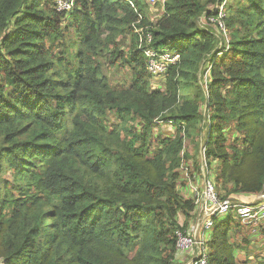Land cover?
Masks as SVG:
<instances>
[{
	"label": "trees",
	"instance_id": "obj_1",
	"mask_svg": "<svg viewBox=\"0 0 264 264\" xmlns=\"http://www.w3.org/2000/svg\"><path fill=\"white\" fill-rule=\"evenodd\" d=\"M131 1L82 0L66 16L53 0H0L5 264H175L178 220L195 209L178 192L189 159L183 144L204 121L203 107L202 149L210 169L217 162L219 195L264 189V0L226 4L229 38L219 22L218 32L197 25L218 18L223 0H166L157 21L147 11L160 4ZM135 27L148 29L155 49L181 57L161 76L163 90L152 86ZM70 42L75 56L65 65ZM100 57L129 65L130 83L112 86ZM203 63L207 94L198 85ZM159 122L175 123V137L155 136ZM256 228L217 222L210 264H239L236 236L249 244Z\"/></svg>",
	"mask_w": 264,
	"mask_h": 264
},
{
	"label": "built area",
	"instance_id": "obj_2",
	"mask_svg": "<svg viewBox=\"0 0 264 264\" xmlns=\"http://www.w3.org/2000/svg\"><path fill=\"white\" fill-rule=\"evenodd\" d=\"M55 10L61 14H70L76 10L82 0H53ZM129 4L134 7L131 0ZM149 5L160 4L157 8L162 15L165 14L166 0H145ZM229 0H223L220 5L214 9L218 11V18L210 17L209 23L219 22V30L226 37V29L220 19L224 16L225 6ZM152 20L157 21L161 16L155 15ZM204 18L202 16L200 20ZM207 21V22H208ZM140 36L139 50L147 59V69L153 77L164 76L171 66L180 61V55L166 49H155L152 46L153 36L148 29L135 27ZM153 77V78H155ZM163 122H159L162 124ZM170 124H173L170 122ZM183 158V155H182ZM184 159V158H183ZM194 164L182 160L180 171L185 181V190L188 193L195 209L191 212L190 218L181 215L179 218V228L175 230V242L177 264L187 261L184 264H210L209 242L214 233L217 222L224 221L229 217L240 221L245 226L261 227L264 225V189L257 195H240L235 198H222L215 182L213 171L207 165L206 150L203 148L200 152V170L193 171ZM186 224V226H185ZM180 259V261H179ZM0 264H5L0 259Z\"/></svg>",
	"mask_w": 264,
	"mask_h": 264
},
{
	"label": "rangeland",
	"instance_id": "obj_3",
	"mask_svg": "<svg viewBox=\"0 0 264 264\" xmlns=\"http://www.w3.org/2000/svg\"><path fill=\"white\" fill-rule=\"evenodd\" d=\"M231 1V0H229ZM228 1V3H229ZM232 1H236L235 3H237V0H232ZM231 1V2H232ZM45 3H43L42 5H44ZM41 5V6H42ZM234 6L232 10L235 11L237 9V7L235 6V4H233ZM150 10H148V14L150 17H153L150 12ZM153 14L155 15H160L162 16V14L158 11H151ZM66 16H68L69 14H64ZM67 22V19L65 20ZM65 23V22H64ZM198 27L201 29H206V28H210L211 30L215 29L218 32L217 26L216 24L213 23H208L204 18H202V20H199L198 22ZM219 35H221V32H218ZM230 34H227L226 38H229ZM225 37V36H224ZM130 38L128 36L125 37V39L119 40L118 44L119 46H122V48L126 47L129 44ZM65 56H66V64L68 63H72L71 60L74 59L75 56V49L73 47V43L70 42L67 45V49L65 51ZM99 60L102 62L103 64V73L105 78L110 82V84L112 86H117V85H128L131 81L132 75H131V69L129 67V65H125V66H121V68H119V66H115V67H110L108 62H105L103 57H100ZM73 64V63H72ZM206 67V64H201L198 76H199V82L198 85L202 87L204 94H207V84L206 82L208 81V73L206 75L203 74L204 69ZM66 69V68H64ZM155 77V76H153ZM152 82V86L156 87L157 89L163 90L164 88V79L159 76V77H155L154 79H150ZM193 86L191 85V87L188 89V91L186 92V94H190L191 92H193ZM202 113L204 116V121L201 124H198L197 127L193 128L190 130V134L189 136H187V138H185L184 140V151L187 155H189V159L187 161V163H189L190 161L193 162L194 167H193V171H196V165L198 166V168H200V150L202 149V147H204V142H205V136L206 134V129H205V125H208L209 120L208 118H206L208 116V113L206 112L205 108L203 107L202 109ZM175 123L173 124H169V123H165L163 122L162 124H157L155 130H154V135L157 136L162 135L164 137H175L176 135V128L174 127ZM226 133L228 134L229 132L226 131ZM200 146V147H199ZM154 150L158 148L153 146ZM217 165V162L213 163L212 168L215 169ZM211 168V169H212ZM180 171V170H179ZM181 178H183V174L181 173V171L179 172ZM182 181L180 179L179 182V189L178 192L179 194L182 196V198H188V193L185 190L184 184L182 185ZM229 187H225V190L228 192ZM217 191H218V187H217ZM240 195H244V194H240ZM238 195V196H240ZM236 247L239 249V251L235 252V259L236 261H238L239 264H264V225L262 227H258L254 230H252L251 236H250V240H249V244L248 243H244L242 238H239L236 236ZM184 259L183 262L180 261V264H184L187 259L182 257ZM177 264V263H175Z\"/></svg>",
	"mask_w": 264,
	"mask_h": 264
},
{
	"label": "bare ground",
	"instance_id": "obj_4",
	"mask_svg": "<svg viewBox=\"0 0 264 264\" xmlns=\"http://www.w3.org/2000/svg\"><path fill=\"white\" fill-rule=\"evenodd\" d=\"M71 16V15H70Z\"/></svg>",
	"mask_w": 264,
	"mask_h": 264
}]
</instances>
